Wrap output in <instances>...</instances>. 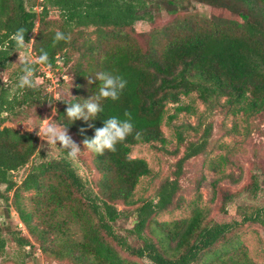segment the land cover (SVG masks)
Returning a JSON list of instances; mask_svg holds the SVG:
<instances>
[{"label": "trees", "instance_id": "1", "mask_svg": "<svg viewBox=\"0 0 264 264\" xmlns=\"http://www.w3.org/2000/svg\"><path fill=\"white\" fill-rule=\"evenodd\" d=\"M195 4L208 6L210 16L201 15ZM163 14L171 19L162 26L136 31L138 22L154 24ZM22 26L26 42L32 41L27 51L37 68L35 90L16 88L21 65L11 36ZM56 30L70 34L71 42L53 47ZM144 37L145 47L140 44ZM41 48L58 83L49 92L43 70L48 67L36 64ZM101 71L122 76L127 87L119 100L100 101L104 111L89 122L94 128L71 121L63 101L76 97L83 103L98 94L99 81L90 85L88 79ZM69 82L72 94L64 97L62 88ZM193 95L211 114L264 115V0H0V200L28 232L18 236L1 222L9 237L0 232V257L11 242L21 249L36 244L60 264H142L137 260H145V252L154 264H256L239 231L247 224L264 229V201L259 202L264 170L253 174L242 192L225 195L230 203L245 192L257 202L240 205L234 221L217 222L199 207L188 218L157 220L178 207L184 167L207 152L211 124L186 144L173 178L161 183L155 199L138 203L134 198L151 168L145 159L132 157L133 147L165 145L168 105ZM45 107L55 109L56 123L68 127L82 146L105 119L123 120L125 112L132 114L140 138L129 136L116 153H92L98 175L92 180L81 176L78 163L68 162L56 146L50 154L40 150L36 132L6 125L41 116ZM189 109L179 105L177 112ZM178 142L186 143L181 133ZM26 168L22 181L15 180L13 175ZM127 220L130 228L121 226Z\"/></svg>", "mask_w": 264, "mask_h": 264}, {"label": "rangeland", "instance_id": "2", "mask_svg": "<svg viewBox=\"0 0 264 264\" xmlns=\"http://www.w3.org/2000/svg\"><path fill=\"white\" fill-rule=\"evenodd\" d=\"M195 7L201 15L210 16L211 9L208 6L195 4ZM170 19L168 15L163 14L154 24L138 22L135 29L138 33H146L155 27L162 26ZM146 42V37L140 40L143 47L146 46ZM26 56L29 60L31 59L28 51ZM71 68L72 63H69L67 68L69 72ZM65 77L70 79V76L66 75ZM5 78L7 77L5 76ZM42 79L39 80V83L42 82ZM61 94L64 97H69L72 94L71 82L63 86ZM179 105L188 106L190 109L177 112ZM42 111L44 113L41 116L30 118L18 124L8 123L6 125L22 132H30L27 126L39 128L44 119H47L49 123H56L54 108L45 107ZM209 124L212 125V136L207 152L187 162L180 181L178 207L158 215V221L170 222L188 218L193 209L199 207L209 211L210 217L217 222H231L238 217L235 216V213L240 205L248 206L251 203H257L247 199L245 192L230 203L226 202L224 197L226 194L242 192L251 184L253 174L264 170V115L251 118L242 115L234 117L225 110H218L211 114L207 112L206 106L197 99L196 95L183 97L180 104L168 105L162 127L167 140L165 145L156 143L133 147L132 157L145 159L151 168V174L143 177L138 184L135 190V200L138 203H143L155 199L161 183L166 179L173 178L176 169L175 164L182 157L186 144L198 140ZM194 128L198 130V134ZM38 131L39 129H36L31 132L38 133ZM179 133L186 140L185 144L178 142ZM70 135L83 151L77 161L81 176L89 177L92 180L97 179V173L92 170V153L85 150L81 143L72 134ZM38 138L39 149L51 151L47 142L39 136ZM54 146H52L51 152L54 151ZM27 172L28 168L15 173L13 177L20 182ZM223 176L225 178H222ZM227 176L230 177L227 178ZM262 201L264 198L259 200V202ZM8 208L9 206L0 200L1 235L9 237L5 231L1 230V222L6 221L5 224L10 226L12 232L20 234L18 236H28V232L17 213L12 208L8 213ZM124 225L130 228L132 221L127 220V222L121 223V226ZM239 234L248 248L250 259L256 264H264V229L259 225L247 224L242 227ZM3 254L0 257V264H60L57 260L45 256L36 244L33 247L21 249L9 242L7 254L6 252ZM137 262L146 264L145 260H137Z\"/></svg>", "mask_w": 264, "mask_h": 264}, {"label": "clouds", "instance_id": "3", "mask_svg": "<svg viewBox=\"0 0 264 264\" xmlns=\"http://www.w3.org/2000/svg\"><path fill=\"white\" fill-rule=\"evenodd\" d=\"M27 32V29L22 26L16 29L11 36V40L15 45L14 50L19 54V61L17 63L21 65V74L18 76L16 88L21 90H35L37 82L34 74L37 71V68L26 56V51L32 42H26L25 37ZM60 42L70 43L71 35L66 34L61 30H56L52 46L55 47L56 44ZM40 53L36 64L51 68L52 65L48 52L41 48ZM96 81H99L98 94L93 95L90 99L83 100V103H80L78 98L72 96L75 102L63 101L67 105L66 116L71 121L75 122L82 120L85 123H89L90 121L96 120L95 117L104 111L100 101L102 99H111L112 101L119 100L120 95L127 87L126 79L107 71L98 72L94 78L90 77L88 79L90 85L94 84ZM124 116L125 119L123 120L115 116L105 119L102 128H95L94 137H86L83 140L84 149L91 153L103 156L106 152L116 153L118 145L125 144L128 137L132 136L134 133L135 138L139 139L140 133L135 132V127L132 123V114L130 112H125ZM89 127L94 128L95 125L89 123ZM27 129L30 132L39 129L37 135L41 137L43 141L47 142L51 151L52 146L55 145L65 154V159L72 164H75L78 161L83 152L80 145L77 144L69 134L68 127L66 126L57 123H49L47 119H44L39 128H31L27 126ZM85 131V129H81L82 134ZM51 151H49L48 154H50ZM144 259L146 264H154V261L148 259L147 252H145Z\"/></svg>", "mask_w": 264, "mask_h": 264}, {"label": "built area", "instance_id": "4", "mask_svg": "<svg viewBox=\"0 0 264 264\" xmlns=\"http://www.w3.org/2000/svg\"><path fill=\"white\" fill-rule=\"evenodd\" d=\"M43 70L45 71V77H44V79L47 80V81H50V83H51L50 90L55 89L58 86L57 79H56V75L49 68H43Z\"/></svg>", "mask_w": 264, "mask_h": 264}]
</instances>
